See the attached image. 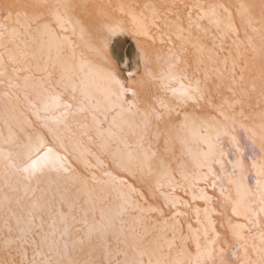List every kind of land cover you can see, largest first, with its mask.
<instances>
[{
    "label": "snow or ice",
    "instance_id": "1",
    "mask_svg": "<svg viewBox=\"0 0 264 264\" xmlns=\"http://www.w3.org/2000/svg\"><path fill=\"white\" fill-rule=\"evenodd\" d=\"M0 264H264V0H0Z\"/></svg>",
    "mask_w": 264,
    "mask_h": 264
},
{
    "label": "bare ground",
    "instance_id": "2",
    "mask_svg": "<svg viewBox=\"0 0 264 264\" xmlns=\"http://www.w3.org/2000/svg\"><path fill=\"white\" fill-rule=\"evenodd\" d=\"M113 47L123 56L125 62L129 57L134 55V49L131 46L130 41H127L124 37L115 38L113 40Z\"/></svg>",
    "mask_w": 264,
    "mask_h": 264
}]
</instances>
